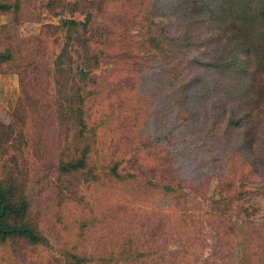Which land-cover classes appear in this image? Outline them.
Returning a JSON list of instances; mask_svg holds the SVG:
<instances>
[{
	"label": "rangeland",
	"instance_id": "374dc122",
	"mask_svg": "<svg viewBox=\"0 0 264 264\" xmlns=\"http://www.w3.org/2000/svg\"><path fill=\"white\" fill-rule=\"evenodd\" d=\"M175 2L22 0L0 25V185L47 239L0 234V264H264V46L241 72L188 70L209 88L185 106L165 35L229 46ZM245 5L241 47L264 45V0Z\"/></svg>",
	"mask_w": 264,
	"mask_h": 264
},
{
	"label": "trees",
	"instance_id": "16d2710c",
	"mask_svg": "<svg viewBox=\"0 0 264 264\" xmlns=\"http://www.w3.org/2000/svg\"><path fill=\"white\" fill-rule=\"evenodd\" d=\"M21 1L22 0H0V12L16 13L20 10ZM168 1L173 4V9H177L178 5H176L175 0H166V2ZM156 2L157 0H155V3ZM180 3L183 9L188 8L190 13L203 17L207 22H212L214 29L218 27L222 29L226 26L225 29H222V36L223 41H227L226 45L229 46L228 48L224 46L218 57L207 59L200 56V52L197 50L198 43H196L197 41L192 37L193 34L189 33L190 31L187 32V36L178 35L172 37L170 35H165V47L161 48L164 53L170 56L173 61H180L176 53L179 54V51L182 50L185 52V57L188 58L187 61L189 60L190 63L186 65L187 67L184 70L185 75L188 74L189 76H186L185 79H183V76L179 77V86L174 88V91L181 97V103L187 106L186 103L189 97H205V93L209 88L207 81L205 82V72L192 74V71L191 73H187L188 70H192V68H196V66L200 64L205 67L203 68L204 70L220 72L222 74L235 72L237 70L241 72L244 70L242 69L244 65L242 55L252 53L256 48L264 45L260 43L253 46L241 47L243 44L242 40L248 37L247 32H245V34L242 33L246 28L250 29L256 26L259 20V17L256 16H247L248 11L246 9L245 0H180ZM59 19L67 26H77L81 24L87 28V23H79L76 20L68 21L62 17ZM235 33L239 41H230V36ZM152 39L156 40L155 36H153ZM259 39H261V37H259ZM234 42L237 44H232ZM9 50L10 47L5 51H0V63L7 62L13 58V53ZM258 50L261 49L258 48ZM262 53L264 54V51H262ZM183 57L184 55H182V58ZM245 71H248V69ZM203 83L204 85L202 86ZM217 83L219 84V81H217ZM211 88L214 89L213 84H211ZM205 102L206 101L198 103ZM242 121L243 118L240 117V115L236 117L231 115L227 118V124L234 127H239ZM27 209L28 203L19 202L15 197L14 189H9L4 185H0V234L2 237L23 236L37 244L46 242L47 239L45 237L38 234L33 227L23 222ZM12 220L14 221L12 222ZM74 259L77 261H85V263L89 261L86 258L79 257H74Z\"/></svg>",
	"mask_w": 264,
	"mask_h": 264
},
{
	"label": "crops",
	"instance_id": "0c3cea01",
	"mask_svg": "<svg viewBox=\"0 0 264 264\" xmlns=\"http://www.w3.org/2000/svg\"><path fill=\"white\" fill-rule=\"evenodd\" d=\"M8 14L10 13L0 12V25L3 26L8 22Z\"/></svg>",
	"mask_w": 264,
	"mask_h": 264
}]
</instances>
